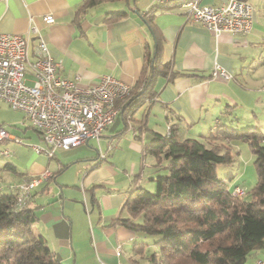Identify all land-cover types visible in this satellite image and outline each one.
Returning <instances> with one entry per match:
<instances>
[{
    "label": "crops",
    "instance_id": "obj_1",
    "mask_svg": "<svg viewBox=\"0 0 264 264\" xmlns=\"http://www.w3.org/2000/svg\"><path fill=\"white\" fill-rule=\"evenodd\" d=\"M228 1L201 0V5ZM243 1L253 9L251 32L221 37L192 21L181 0H101L85 9L86 0L0 1V34L26 36L35 26L53 56L62 61L60 74L68 79L80 76L81 86L112 76L135 87L150 75L145 58L157 50L156 34L161 38V59L170 65L166 76L155 78V98L131 120L119 111L98 140L71 151L56 149L52 159L30 153L23 166L8 162L4 168L3 158L13 155L9 147L20 143L10 139L0 144V151L10 153L0 154V175L3 170L16 175L7 186L9 193L24 180L52 173L34 189L29 206L38 217L34 232L62 264H150L149 256L159 251L157 240L118 220L129 218L125 201L131 192L140 187L154 191L156 177L168 174L167 166L159 170L154 156L146 152L158 136H166L168 127L176 125L181 138L190 133L202 138L219 124L237 128L242 121L264 133V0ZM166 5L169 10L153 14L151 27L145 15ZM114 12L125 15L107 22ZM46 15L53 22H45ZM35 45L33 38L31 59ZM217 67L230 77L213 78ZM4 106L10 107L0 100L3 126L8 122ZM20 113L21 133L12 129L17 123L5 127L12 138L34 142L28 131L34 129ZM101 153L106 154L102 162ZM140 243L145 244L144 252L135 250ZM246 264H264V248L251 253Z\"/></svg>",
    "mask_w": 264,
    "mask_h": 264
},
{
    "label": "trees",
    "instance_id": "obj_2",
    "mask_svg": "<svg viewBox=\"0 0 264 264\" xmlns=\"http://www.w3.org/2000/svg\"><path fill=\"white\" fill-rule=\"evenodd\" d=\"M100 1L86 0L84 9ZM169 9L170 5L151 9L145 15L147 23L152 27L153 14ZM124 15L109 13L106 21ZM156 37L155 54L145 58L150 75L143 76L128 98L118 103L125 120L155 98V78L170 71L169 63L161 59V38ZM170 128L169 137L158 136L146 146L159 170L166 165L168 174L156 177L154 191L140 187L131 192L125 201L129 218L118 221L132 231L161 236L156 242L161 254H151L150 264H246L251 253L264 248V133L255 127L238 130L219 124L199 140L181 138L176 125ZM233 140L248 143L255 157L258 180L251 201L235 197L237 186L228 187L217 174L219 165L233 161L225 146ZM16 200V190L0 193V264H62L33 230L38 217L29 206L32 201L18 209ZM139 218L141 223L136 222ZM144 249L145 244H136L137 252Z\"/></svg>",
    "mask_w": 264,
    "mask_h": 264
},
{
    "label": "built area",
    "instance_id": "obj_3",
    "mask_svg": "<svg viewBox=\"0 0 264 264\" xmlns=\"http://www.w3.org/2000/svg\"><path fill=\"white\" fill-rule=\"evenodd\" d=\"M7 1V0H0ZM167 2L168 0H162ZM192 21L204 25L216 37L223 35H246L253 26L252 6L243 0H229L220 6L201 5V0L184 3ZM51 15L44 21L53 22ZM34 59H31L32 39ZM62 61L56 59L38 29L33 26L26 36L0 34V100L13 110L24 113L47 144L46 149L34 147L38 154L50 159L56 149L70 150L99 139L120 111L119 102H124L132 89L129 84L112 76L102 77L97 84L81 86V77L68 79L60 74ZM213 78L228 79L230 76L218 67ZM29 82V83H28ZM168 127L166 136L171 134ZM13 139L7 128L0 125V144ZM8 156V151H0ZM106 158L99 155L100 162ZM52 176L45 171L41 176L24 180L13 186L17 192L16 207L26 208L33 197L34 189ZM243 191L235 187L233 195Z\"/></svg>",
    "mask_w": 264,
    "mask_h": 264
},
{
    "label": "rangeland",
    "instance_id": "obj_4",
    "mask_svg": "<svg viewBox=\"0 0 264 264\" xmlns=\"http://www.w3.org/2000/svg\"><path fill=\"white\" fill-rule=\"evenodd\" d=\"M2 113H3V117H5L8 120V122L5 123L4 125L5 126H15V123H17L16 128H19V129H16L13 127L12 129H14V131L16 132H20L19 130H21V128L19 127L18 124L21 123L22 121L21 119L19 120V117H22L23 119L22 114L19 111L17 112L11 109L8 106L3 107ZM118 119H120V116H118ZM13 121L15 122L10 123ZM245 124H243V122L241 121L240 124H238L237 129L242 130V129L248 128L249 125H247V123ZM28 131L32 135L31 137L34 139V142L26 141L27 139H24V141L20 140V142H16V143H20L19 145L11 144L9 149L13 155L10 158L8 157L3 158V168L5 164L8 162L15 163L18 166H23L24 160L27 157L28 158L30 157L29 154L36 153L35 149H33V147L31 146H36V147L43 148V149L48 148L47 144L42 138H41L42 140L40 141V139L38 138L34 130L28 129ZM183 138H192V139L202 140L199 134L196 136H193L192 133H190L189 135H184ZM41 143H43L44 146L41 147L40 146ZM225 146L226 148H229L231 155L233 156V161L228 164L219 165L217 167V174L219 178L227 184L228 187L231 188V187L238 186L241 188V190L243 191V194H241L240 196H236L237 198L251 201L253 199V190L256 187L258 179H257L256 169L254 166L255 157L250 149V146L248 143L240 141V140L239 141L233 140L230 142L227 141ZM226 152L227 151L225 150L223 151V153H226ZM14 181H16V175L11 174L9 171L3 170V175H0V182L3 183L0 186L2 187L0 189L1 194L3 195L9 194V189L7 186L8 184H10L9 182H14ZM137 222L141 223L142 218H139ZM150 238H151V241H154V240L161 238V236L154 235V236H150ZM157 253L159 255L161 254L160 247Z\"/></svg>",
    "mask_w": 264,
    "mask_h": 264
}]
</instances>
